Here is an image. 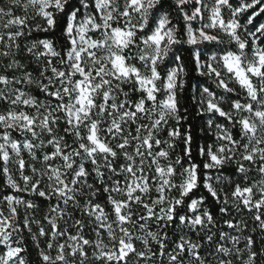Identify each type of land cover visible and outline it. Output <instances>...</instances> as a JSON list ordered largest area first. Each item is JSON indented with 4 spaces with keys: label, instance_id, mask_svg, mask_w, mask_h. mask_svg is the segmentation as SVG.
<instances>
[{
    "label": "snow or ice",
    "instance_id": "6c2138e0",
    "mask_svg": "<svg viewBox=\"0 0 264 264\" xmlns=\"http://www.w3.org/2000/svg\"><path fill=\"white\" fill-rule=\"evenodd\" d=\"M0 176V264H264V0H8Z\"/></svg>",
    "mask_w": 264,
    "mask_h": 264
},
{
    "label": "trees",
    "instance_id": "16d2710c",
    "mask_svg": "<svg viewBox=\"0 0 264 264\" xmlns=\"http://www.w3.org/2000/svg\"><path fill=\"white\" fill-rule=\"evenodd\" d=\"M7 2H8V0H0V6H7ZM190 74L193 77L196 76L195 72H191ZM187 96H189V97L191 96V90H189V92L187 93ZM182 102L185 103L189 109L190 120L192 121V123L196 124L194 134L197 138V143L203 144L206 139L208 140L209 143H211V138H213V132L211 130H207V129H205L204 131H201L202 122L195 119L196 113H195V109L193 108L194 101L184 99V100H182ZM184 123H185V126H187V122H184ZM177 152H179V148L177 149ZM13 173H15V168H13ZM255 178L259 179V177H255ZM4 182H5V178L3 176H0V197H2V195H4V194H8L9 192H11V190L5 189L3 187ZM13 194L16 195L20 199H24V198L34 199L35 203H37L39 205V208L36 211L37 218H42V216L47 213V210H48L47 203H44L40 199L35 198L34 194L28 193V192L13 193ZM19 210H20L21 218H22L23 213H24L23 206H20ZM217 215L219 216L218 212H217ZM233 215H235V213H233ZM76 217L80 218L79 212L76 213ZM237 218L239 219L240 217H237ZM245 218H248L247 214H245ZM219 227L224 231H229V229H227V226L224 225L222 222L219 224ZM251 227H252V223H251V220L249 219V228H251ZM153 230H155L154 226H153ZM213 230L215 231V229H213ZM168 231L170 234V242H169V249L168 250L171 251L172 247L174 246L171 243V241L177 240L179 235H180V232L178 229H174V228H169ZM233 234H236V233H233ZM247 234H248V232L246 231L244 233V235H247ZM23 235H24L23 247L26 248V252L23 254L25 259L28 261V264H39L37 244L32 240L31 236L28 235V233L26 231L23 233ZM189 235H191L192 239H194V240L199 239V237L195 233H189ZM254 239L256 241L255 247L257 250L264 247V233H261L259 230H257V232L254 234ZM39 245L41 248L44 247V239L43 238H41ZM240 246L243 247V237L241 238V245ZM154 250H155V246H154ZM157 264H159V260H157Z\"/></svg>",
    "mask_w": 264,
    "mask_h": 264
}]
</instances>
